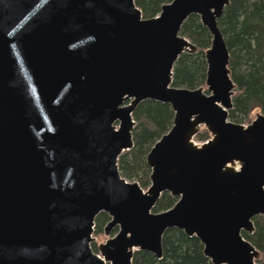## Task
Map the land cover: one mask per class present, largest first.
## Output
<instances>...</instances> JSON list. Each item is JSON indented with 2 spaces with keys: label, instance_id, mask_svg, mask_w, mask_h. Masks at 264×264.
Returning a JSON list of instances; mask_svg holds the SVG:
<instances>
[{
  "label": "water",
  "instance_id": "1",
  "mask_svg": "<svg viewBox=\"0 0 264 264\" xmlns=\"http://www.w3.org/2000/svg\"><path fill=\"white\" fill-rule=\"evenodd\" d=\"M229 2L172 0L143 18L134 0H0V264L161 259L172 229L196 237L212 264H256L242 233L264 216V114L228 120L236 86L217 21ZM190 15L211 38L205 88L171 86L179 56L197 51L180 35ZM147 100L173 119L146 155L143 190L117 162ZM202 128L210 138L196 144ZM163 193L176 203L153 212Z\"/></svg>",
  "mask_w": 264,
  "mask_h": 264
},
{
  "label": "trees",
  "instance_id": "2",
  "mask_svg": "<svg viewBox=\"0 0 264 264\" xmlns=\"http://www.w3.org/2000/svg\"><path fill=\"white\" fill-rule=\"evenodd\" d=\"M171 1L134 0L143 18L155 17L161 6ZM217 25L229 52L228 68L236 86L228 119L241 124L249 120L254 111L264 114V0H230ZM180 35L190 40L197 51L179 56L173 66L171 86L187 89L204 86V52L210 46L211 38L196 15L186 19ZM132 117L135 121L132 130L133 148L119 156L117 166L122 177L134 180L141 188H145L149 185L150 174L145 162L146 155L170 129L173 113L169 105L147 100L136 107ZM195 137L204 141L208 133L202 130ZM176 201L177 198L169 193H163L152 211H166ZM108 221L107 214H98L94 220L93 234H102ZM253 221L257 224L258 218ZM113 233H116V229ZM242 235L263 254L260 264H264V228L258 227L251 235ZM161 247V259L148 252H135L132 264H212L204 256L200 241L196 237L186 236L182 231L167 230L162 237Z\"/></svg>",
  "mask_w": 264,
  "mask_h": 264
},
{
  "label": "rangeland",
  "instance_id": "3",
  "mask_svg": "<svg viewBox=\"0 0 264 264\" xmlns=\"http://www.w3.org/2000/svg\"><path fill=\"white\" fill-rule=\"evenodd\" d=\"M203 88H205V86H202ZM208 94V93H207ZM257 112H259V111H254V112H252L251 114H250V117H249V120H247V121H244V122H241V124L242 125H247V124H249L254 118H255V113H257ZM134 120V119H133ZM232 122V121H231ZM202 130H205V129H201L200 130V132L202 131ZM206 131V130H205ZM210 138V135L208 134V138L207 139H209ZM206 139V140H207ZM206 140H204V141H200V140H197L196 139V137L193 139V141L196 143V144H202L203 142H205ZM127 180V179H126ZM127 181H129V182H133L134 180H127ZM148 187V186H147ZM147 187H145V188H143V190H146L147 189ZM257 218H258V222H257V224H255L254 223V221H253V224H254V231L256 230V228H258V227H262V228H264V216H257ZM114 233L112 232V235H113ZM92 237L94 238V241L91 243V248H92V250L95 252V253H97V254H99L98 253V250H97V246L98 245H100V244H102V243H104L105 241H106V239H107V237L102 233V234H99V235H95V234H92ZM260 252V251H259ZM263 254L260 252V256H259V259L256 261V264H260V262H261V260L263 259V256H262Z\"/></svg>",
  "mask_w": 264,
  "mask_h": 264
},
{
  "label": "flooded vegetation",
  "instance_id": "4",
  "mask_svg": "<svg viewBox=\"0 0 264 264\" xmlns=\"http://www.w3.org/2000/svg\"><path fill=\"white\" fill-rule=\"evenodd\" d=\"M167 4H168V3H167ZM164 5H165V4H164ZM162 6H163V5H162ZM159 13H160V12H159ZM156 16H157V15H156ZM198 18H199V17H198ZM181 27H182V26H181ZM183 37H184V36H183ZM185 38H186V37H185ZM186 39H187V38H186ZM187 40H188V39H187ZM189 41H190V40H189ZM190 42H191V41H190ZM191 43H192V42H191ZM192 44H193V43H192ZM228 120H229V119H228ZM229 121H230V120H229ZM233 123H234V122H233ZM236 124H237V123H236ZM171 125H172V124H171ZM206 132H207V131H206ZM207 133H208V132H207ZM208 134H209V133H208ZM194 138H195V137H194ZM159 139H160V138H159ZM207 140H208V139H207ZM207 140H206V141H207ZM135 182H136V181H135ZM149 185H150V182H149ZM149 185H148V187H149ZM148 187H147V188H148ZM142 189H143V188H142ZM255 218H256V217H255ZM112 232H113V231H112ZM114 234H115V233H114Z\"/></svg>",
  "mask_w": 264,
  "mask_h": 264
}]
</instances>
